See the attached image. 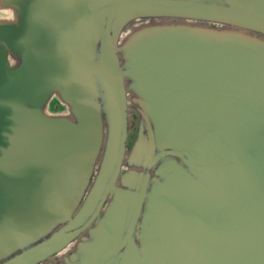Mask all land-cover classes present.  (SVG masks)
Returning a JSON list of instances; mask_svg holds the SVG:
<instances>
[{"label":"water","instance_id":"1","mask_svg":"<svg viewBox=\"0 0 264 264\" xmlns=\"http://www.w3.org/2000/svg\"><path fill=\"white\" fill-rule=\"evenodd\" d=\"M13 7L17 22L0 24V251L69 217L96 166L84 203L155 208L140 239L170 242L156 264H264V0H0ZM166 16L220 26L147 24L118 41L129 21ZM197 57L203 102L171 101L186 96L169 92L183 80L169 66L194 79ZM52 94L66 114L45 110ZM129 108L139 130L125 148Z\"/></svg>","mask_w":264,"mask_h":264},{"label":"flooded vegetation","instance_id":"2","mask_svg":"<svg viewBox=\"0 0 264 264\" xmlns=\"http://www.w3.org/2000/svg\"><path fill=\"white\" fill-rule=\"evenodd\" d=\"M162 22L167 25H200L206 22L209 26H220L212 21H204L202 17H138L129 21L122 28L118 41L120 42L124 36L137 27ZM168 30H172V28ZM171 52L183 53L182 50H172ZM198 60L202 62L197 57L195 61L197 70L194 79L191 66L181 65L178 60L173 61L178 64L175 65L179 66L178 68L169 66L172 71L173 69L183 71L181 72L183 80L177 82L174 87H169V92L186 96H175L171 101L186 104L203 102L204 73L202 64L198 70ZM170 65H172V60H170ZM194 92L196 100H192L191 97ZM136 99L138 98L136 97ZM127 103L129 104V102ZM46 111L50 114H66L68 107L57 94H52L46 103ZM136 119V112L129 108L125 148L129 147V143L134 140V133L139 130L138 123L135 122ZM124 168V164L121 163L119 169L123 171ZM95 172L96 166L78 207L71 210L72 213L69 217L55 220L47 229L32 233V236L26 237L24 240L10 242L3 252L0 251V264H156L157 260L163 258L166 251L157 250V247L166 246L170 242L157 241L154 235L150 240L140 239L145 225L155 227V217L147 218L148 212H156L155 208L150 210L145 206V201H137L134 203L135 205H132L134 206L132 208H129L128 203H125L126 209H122L119 208V202L116 199L106 194L99 202L94 201L91 207L88 200L84 203L93 186ZM115 184L119 186L117 181Z\"/></svg>","mask_w":264,"mask_h":264},{"label":"clouds","instance_id":"3","mask_svg":"<svg viewBox=\"0 0 264 264\" xmlns=\"http://www.w3.org/2000/svg\"><path fill=\"white\" fill-rule=\"evenodd\" d=\"M17 19L18 17L16 7L0 10V24H15Z\"/></svg>","mask_w":264,"mask_h":264},{"label":"rangeland","instance_id":"4","mask_svg":"<svg viewBox=\"0 0 264 264\" xmlns=\"http://www.w3.org/2000/svg\"><path fill=\"white\" fill-rule=\"evenodd\" d=\"M0 10H3V9H0ZM45 110H46V108H45Z\"/></svg>","mask_w":264,"mask_h":264}]
</instances>
